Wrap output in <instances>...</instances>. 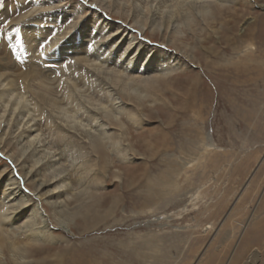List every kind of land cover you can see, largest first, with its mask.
I'll list each match as a JSON object with an SVG mask.
<instances>
[{
    "label": "rangeland",
    "instance_id": "374dc122",
    "mask_svg": "<svg viewBox=\"0 0 264 264\" xmlns=\"http://www.w3.org/2000/svg\"><path fill=\"white\" fill-rule=\"evenodd\" d=\"M23 1L0 0L3 39ZM59 6L37 17L81 6L82 23L97 6L144 46L174 54L177 66L139 102L123 101L124 146L132 157L106 147L101 172L88 179L90 191L70 204L63 223L50 216L46 200L35 201L47 211L50 237L18 259L3 251L0 264H264V0L213 6L180 27V39L152 32L149 22L140 31L129 7L112 0ZM26 24L12 31L20 40ZM131 113L143 124L131 122ZM11 163L0 154L3 176L12 174ZM23 191L31 194L28 185Z\"/></svg>",
    "mask_w": 264,
    "mask_h": 264
},
{
    "label": "bare ground",
    "instance_id": "6f19581e",
    "mask_svg": "<svg viewBox=\"0 0 264 264\" xmlns=\"http://www.w3.org/2000/svg\"><path fill=\"white\" fill-rule=\"evenodd\" d=\"M24 1L18 19L4 25L11 42L0 36V48L11 44L5 56L0 54V154L13 167L11 175L0 172V255L7 251L17 259L27 247L39 250L38 242L50 237L49 224L42 220L47 211L35 201L46 200L50 216L63 223L70 204L74 207L90 191L88 179L101 172L97 164L106 147L126 160L132 157L124 146L123 101L139 102L177 66L174 54L144 46L130 29L111 24L97 6L92 20L80 23L84 7L41 19L42 13L59 11L62 0ZM112 1L129 7L126 15L140 31L149 22L152 32L170 31L175 39L193 16L203 17L211 7L232 0ZM22 23L27 24L20 40L12 31ZM244 51L252 53L248 47ZM136 114L128 119L142 125Z\"/></svg>",
    "mask_w": 264,
    "mask_h": 264
}]
</instances>
